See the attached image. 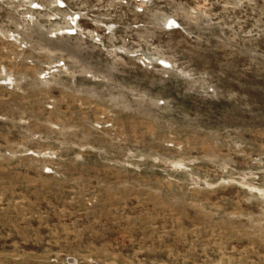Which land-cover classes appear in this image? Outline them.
<instances>
[{
	"label": "rangeland",
	"instance_id": "rangeland-1",
	"mask_svg": "<svg viewBox=\"0 0 264 264\" xmlns=\"http://www.w3.org/2000/svg\"><path fill=\"white\" fill-rule=\"evenodd\" d=\"M0 264H264V0H0Z\"/></svg>",
	"mask_w": 264,
	"mask_h": 264
},
{
	"label": "built area",
	"instance_id": "built-area-1",
	"mask_svg": "<svg viewBox=\"0 0 264 264\" xmlns=\"http://www.w3.org/2000/svg\"><path fill=\"white\" fill-rule=\"evenodd\" d=\"M68 32H69V30H68ZM70 32H71V33H74V30H70ZM75 33H76V32H75Z\"/></svg>",
	"mask_w": 264,
	"mask_h": 264
}]
</instances>
